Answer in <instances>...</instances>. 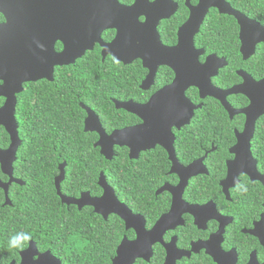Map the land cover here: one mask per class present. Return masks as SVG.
I'll return each instance as SVG.
<instances>
[{
  "label": "flooded vegetation",
  "instance_id": "1",
  "mask_svg": "<svg viewBox=\"0 0 264 264\" xmlns=\"http://www.w3.org/2000/svg\"><path fill=\"white\" fill-rule=\"evenodd\" d=\"M121 1L118 0L119 4L125 7H129L135 2V0L126 3ZM154 1L156 0H148L149 3H153ZM171 2L176 5V11L168 19L160 20L156 27L160 44L167 49L177 47L179 42V30L189 20L191 15L190 8H195L199 4L198 0H191L188 4L189 6L186 5L185 0H171ZM224 2L228 4L234 12L241 14L246 19L264 28V0H224ZM213 12H216L219 16L231 18L234 21L233 28L236 30L237 35L239 60L237 59L235 61V66L237 67L233 71L231 70V72L228 71L229 63L227 61V53L226 56H218V54L213 52L207 45L196 39L202 35V26L206 17ZM165 14L164 12L162 15L164 16ZM138 21L139 23H144L145 18L140 17ZM6 24L7 20L4 15L0 14V27L6 26ZM0 36L1 39L4 37L6 39L10 38V36H4L3 34ZM260 36H258L259 42L253 47V52L250 55H243L241 53L240 26L236 19L233 16L221 15L212 8L208 10L202 24L193 36L194 49L203 53L199 58L200 64L203 65L205 60L211 56L217 61L223 60L225 63V66L217 71L216 76L210 78L212 87L223 92H227L233 88H240L242 91V93L226 97V104L233 111L246 110L252 105L254 107L256 104L255 100L262 101L261 96L264 90H260L257 87V84L264 79V42H260L262 39ZM115 37L116 30L103 31L100 35L101 42L91 45L92 49L85 51L84 55L76 60L74 64L64 67H54L52 81L41 80L34 83L23 84L22 93L15 96L16 103H14V110L11 115L10 112L12 109L8 105L6 111L0 116L1 122L3 123L0 125L1 159L4 160L6 164L11 163L12 171V178H10L2 172L0 163V183L8 185L10 180H13V182L8 185V194L9 191L17 187L24 188L26 186V176L29 174L27 172L31 170L35 173L34 168H41V163H44L43 166L47 169L44 171L45 175H49L48 168L52 165H56L58 174L53 177V184L55 178L59 175L60 166L64 165V172L66 174V162L62 160L64 159L62 153L65 150L64 148L51 147L42 153L43 150L35 147L32 142L34 140L35 131L38 130L37 128L39 125L42 126V124L47 122L51 124L49 118L55 111L49 108L48 102L50 105L56 104L47 98L46 101H41V99L37 98L36 89L38 86L46 87L44 92L50 90L51 85L56 89L58 86V84L56 85L55 83L57 76L62 77L63 73L69 71L68 69H81V64L97 55L101 59L100 64H102L101 66H103V69H109L111 73L121 71V69L126 71L127 68L134 69L135 67H140L143 70L142 74H145L140 80L137 89L145 95L138 100H111V104H113L114 107L113 113L117 112L114 121L109 122L112 127L111 129L104 128L97 114L92 111V109L82 103L78 104V107L84 115V118H82L83 131L85 129V121L88 118L87 110H89L100 123L104 133L110 136L115 131L135 129L145 125L142 118L129 114L123 110H118L116 108L117 104L131 102L136 105H146L153 95L170 86L175 81L176 75L172 69L165 66H158L152 84L145 86L144 88H147L146 90L141 89L144 81L149 75V71L143 68L141 61L135 60L128 65H124L117 62L109 55L103 59L102 52L105 45L112 43ZM203 39L208 40V37H203ZM128 44H130L129 41H126L124 46ZM87 46L89 45L85 47ZM16 48H18L17 45ZM53 49L56 54H60L64 51V45L62 42L57 41ZM109 64H115V67L110 66V68H107L106 66H109ZM97 65L98 64L95 63L90 69L95 68ZM81 71L84 72L85 69H81ZM239 73L242 75H239ZM160 79H167V81H161ZM0 85H2V83H0ZM26 88L29 89L28 98L25 100L27 102V108L23 111V107L20 106V103H24L21 95ZM59 91L63 92L61 90ZM149 93H151L149 96L146 95ZM194 94L197 99L192 98ZM62 96H64V94L60 93L59 97ZM185 97L191 105L200 106L199 110L193 112V116L189 120V123L179 128H170L168 124L162 126L163 138L166 130H170L171 137L169 138L172 140L171 149L174 157L170 155L165 145V147L162 146L164 139L158 140V138H154L149 143L152 144L153 147L149 150L140 152L138 158L135 160L129 158L130 148L114 147V158L111 161L116 157V150H123L128 160L135 162V165H137L140 158H143L147 160V166H145L144 169L148 168L155 172L153 175H150L151 181L147 179H144L145 181L142 179L139 181L140 185H144V183L147 182L149 185L152 184L156 186L153 195L154 202L149 206V212L147 214H145L143 210V207L146 206L144 200L143 202L141 201L142 205L140 204L132 208L131 203L127 204L125 202L126 199L120 200L117 197L114 189L105 178L106 183L114 191L118 201L133 215L141 217L144 221V233H141V235L144 234V236H142V242L145 245L149 244V249L145 246L137 250V252H139L138 256L140 257L136 258L133 264H264V147H254L256 144L255 131L259 123L264 121V115L254 121V132L249 140V158L244 147H242L244 150L238 151L237 154L232 153L239 142L238 137L243 134L244 136L248 134L245 132L246 117L244 115L230 116L229 112L220 101L207 97L201 99L198 89L194 87L188 88L185 91ZM76 98H79V96ZM252 101H254L253 104ZM210 102H214V104H216L215 107L219 106L224 114L219 116L215 115L212 119L207 121L202 120L208 124V131L206 137H203L199 142H205V146L201 147V151H199L200 154L195 156L193 152V131L190 130L184 134L189 139L183 145H180L181 140L179 137L184 133V130L189 128L193 121H195L196 112L203 109L209 112L212 107H209L210 105H206V103ZM5 103L6 99L0 98V110L4 107ZM57 104H60V106H55L54 109L61 112L59 116L61 117L65 112V102L57 100ZM11 116H13L16 129V140L14 139L15 147H12V149H10V147L13 141L11 140L10 134L7 132V128L13 125ZM26 120H28L27 123H25ZM60 121H62V119L59 118L55 123H59ZM115 121L117 125L113 124ZM201 123L203 122H200V124ZM52 126L55 127L57 125ZM64 130L65 129L60 128V132ZM86 134H94L96 136V141L92 146L93 149H98L94 147L99 140L98 135L91 132H87ZM179 145L182 148H180ZM51 150H53V163L50 161ZM98 150L100 153V149ZM257 151H261V155L257 154ZM237 157L238 160L236 159ZM60 160L61 162H59ZM192 166L199 172L197 176H194L195 172ZM179 169L186 172L180 175ZM29 176H31V174H29ZM18 182H21L22 185H19ZM98 182L99 179L96 184L100 188ZM235 183H247L248 192L244 195L238 194L234 190ZM165 187L169 190L158 193ZM100 190L101 194L98 196H91L89 192H82L77 198H68L79 199L82 194L88 193L91 198L98 199L103 196V190L101 188ZM0 191L4 194L2 189H0ZM9 201L10 205L8 207L12 205V201L10 199ZM1 207L5 208L6 206L2 204ZM76 209L79 212L90 209L92 213H94L91 207H83L81 210L76 207ZM150 215L152 217H150ZM0 217L3 219L4 215ZM101 218L108 224L115 223L114 218L119 219L115 215H109L106 219L103 217ZM3 222H5V220ZM122 225L124 235L121 237L115 250L114 258L116 257L118 247L123 241L126 243H133L138 238L134 229H126L124 222H122ZM158 225L160 226L158 227ZM155 226L158 227H156L155 233L149 234ZM30 242L33 241H29L26 249L20 251L18 256H20L21 252L28 249ZM37 251L39 254L47 252H40L38 249ZM11 263L19 264L20 258L18 261L12 260L8 264Z\"/></svg>",
  "mask_w": 264,
  "mask_h": 264
},
{
  "label": "water",
  "instance_id": "2",
  "mask_svg": "<svg viewBox=\"0 0 264 264\" xmlns=\"http://www.w3.org/2000/svg\"><path fill=\"white\" fill-rule=\"evenodd\" d=\"M190 1L185 0L187 6ZM198 1L197 7H189L191 15L179 30L177 47L167 49L160 44L156 27L160 20L168 19L176 11V5L171 0H156L153 3H149L148 0H135L129 7L120 5L118 0H0V14L7 20L6 26L0 27V35L10 36L9 39L5 37L1 39L0 36V83H2L0 98L6 99L4 107L0 110V116L8 105L12 109L11 115L16 103L15 96L22 93L23 84L41 80L52 81L54 67L74 64L85 51L92 49L91 45L101 42L100 35L103 31L116 30L114 41L104 47L103 59L109 55L124 65L135 60L141 61L143 68L149 71L141 88L143 90L147 89L144 88L145 86L152 84L158 66L172 69L176 79L170 86L153 95L146 105H136L131 102L116 105L118 110L142 118L145 122L144 126L115 131L107 136L93 113L87 110L88 118L85 121L84 132L98 135L99 140L94 147L100 149V155L106 161L114 158V147L130 148L129 158L135 160L140 152L153 147L149 143L154 138L164 139L162 146L165 145L167 151L174 157L171 149L172 140L169 138L170 130L167 128L163 138L162 126L168 124L170 128H179L187 125L193 112L200 109V106L191 105L185 97V91L191 87L198 89L201 99L207 97L220 101L230 116L246 117L245 132L248 134L238 137L239 142L232 153L237 154L245 148L250 158L249 140L254 132V121L264 115V92L261 96L262 101L255 100L254 107L252 105L242 111L231 110L226 104V97L242 91L240 88H233L223 92L212 87L210 78L215 77L225 63L211 56L203 65L200 64L199 58L203 53L194 49L193 36L211 8L221 15L233 16L236 19L240 26L243 55H250L253 52L254 45L259 42L258 36L261 35L260 42H264V28L234 12L224 0ZM164 12L166 14L163 16ZM140 17L145 18L144 23H139ZM57 41L64 45V51L60 54H56L53 49ZM126 41L130 44L124 46ZM86 45L89 46L85 47ZM257 87L264 90V79L257 84ZM11 121L13 125L7 128L13 141L10 149L15 147L14 139L16 140L13 116ZM2 124L0 118V125ZM1 157L0 154L2 172L12 178L11 163L6 164ZM236 159L238 160V157ZM192 169L195 172L194 176H197L199 172L195 167ZM179 171L180 175L186 172L180 169ZM64 175V165H62L54 182L56 194L62 205L74 206L79 210L83 207H91L95 214L104 219L109 215H115L124 222L126 229L135 230L137 240L133 243L123 241L117 249L116 257L112 260V264H133L134 260L140 257L137 250L149 246L142 242L143 219L133 215L118 201L103 174L100 175L98 182L103 190V196L98 199L91 198L88 193L82 194L79 199L63 196L60 185L64 181ZM12 182L11 179L9 184ZM18 184L22 185L21 182ZM8 185L0 183V189L5 194L4 206L10 205ZM168 190L165 187L158 193ZM156 227H153L149 234H154L158 228ZM19 258V264H61L48 251L39 254L33 242L29 243L27 250L20 253Z\"/></svg>",
  "mask_w": 264,
  "mask_h": 264
},
{
  "label": "trees",
  "instance_id": "3",
  "mask_svg": "<svg viewBox=\"0 0 264 264\" xmlns=\"http://www.w3.org/2000/svg\"><path fill=\"white\" fill-rule=\"evenodd\" d=\"M122 1L126 3L132 0ZM233 24L231 18L213 12L204 21L202 35L196 38L218 56H226L227 53L229 67L233 66L228 67L230 72L237 67L235 61L239 60L238 41ZM203 37H208V40ZM95 63L98 65L90 69ZM100 63L101 59L97 55L81 64L80 67L85 69L84 72L81 69H68L69 71L63 73L62 77H56L55 83L58 84L56 89L51 85L50 90L44 92L46 87L38 86L37 98L41 101H46L47 98L56 103L50 105L48 102V105L55 111L49 121L57 126L54 127L48 122L39 125L32 142L35 147L43 150L42 153L51 147L65 149L62 152L64 155L62 160L66 162L65 180L60 187L62 195L72 198H77L82 192H89L91 196L100 195L101 190L96 183L103 173L117 197L120 200L126 199L125 202L131 203L132 208L140 205L144 200L146 206L142 207L147 214L149 206L154 202L156 186L147 182L140 185L139 181L141 179L151 181L150 175L155 172L148 168L144 169L147 160L143 158H140L135 165V162L128 160L123 150H116L115 159L107 162L98 149H93L92 144L96 141V136L84 133L82 127L84 115L78 107L79 103L86 105L97 114L104 128L111 129L109 122H113L117 114V112L113 113L111 100L141 99L145 94L139 92L137 87L145 73L142 74L143 70L140 67L111 73L109 69H103ZM114 65L109 64L106 67H115ZM160 80L167 81V79ZM28 91L29 89L26 88L21 95L24 100V103H20L23 111L27 108L25 100L28 98ZM60 93L64 96L59 97ZM78 96L79 98H76ZM192 98L197 99L195 94ZM57 100L65 102V112L61 117H59L61 112L54 109L55 106H60ZM206 105L212 107L209 112L206 109L196 112L195 121L179 137L180 145H183L189 139L184 134L193 131L195 156L200 154L201 147L205 146V142L199 143L203 137H206L208 131V124L204 121L212 119L215 115L224 114L219 106L215 107L214 102ZM59 118L62 121L55 123ZM263 122L259 123L255 131L254 147L257 148L264 147ZM113 124L117 125V122ZM60 128L65 130L60 132ZM180 145L179 147L182 148ZM260 153L261 151H257V154L261 155ZM50 157L52 162L53 150L50 152ZM43 165L44 163H41V168H34L35 173L31 170L27 172L31 176L29 174L26 176L24 188L17 187L9 191L8 197L12 201L10 207H1L4 204V194L0 191V216L4 215L3 219L0 217V262L8 264L12 260H19L18 253L27 246L22 250L9 248L7 241L11 235L23 231L31 234L32 239L29 241H33L40 252L49 251L62 264H111L115 250L124 235L122 222L114 218L115 223L108 224L90 209L79 212L74 206L62 205L53 184V177L58 174L56 165L48 168L49 175H45L46 168Z\"/></svg>",
  "mask_w": 264,
  "mask_h": 264
},
{
  "label": "clouds",
  "instance_id": "4",
  "mask_svg": "<svg viewBox=\"0 0 264 264\" xmlns=\"http://www.w3.org/2000/svg\"><path fill=\"white\" fill-rule=\"evenodd\" d=\"M238 194L244 195L248 192V185L247 183H235V189ZM32 239L30 233L27 232H16L15 234L11 235L8 238L7 245L9 248H15L22 250L27 246L29 240ZM2 264V262H0Z\"/></svg>",
  "mask_w": 264,
  "mask_h": 264
}]
</instances>
